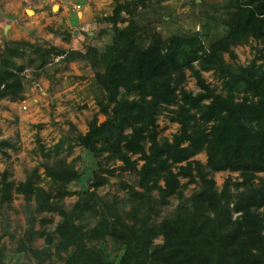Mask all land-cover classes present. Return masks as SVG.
<instances>
[{"label":"trees","instance_id":"16d2710c","mask_svg":"<svg viewBox=\"0 0 264 264\" xmlns=\"http://www.w3.org/2000/svg\"><path fill=\"white\" fill-rule=\"evenodd\" d=\"M168 1L115 0L112 16L100 20L83 50L11 40L0 48V102L25 100L27 82H36L57 57L66 65L80 61L91 67L104 95L96 103L105 120L99 123L95 116L85 134L72 126L75 135L69 131L56 148L73 143L93 156L106 154L121 166L104 171L113 176L119 170L131 180L122 183L128 196L123 206L93 192L68 211L67 185L81 174L65 160L44 165L53 185L49 190L39 186L37 170L19 183L1 173V209L10 206L14 194L26 201L28 228L18 253L29 251L43 263L50 249L33 248L38 235L50 245L57 241L60 251H72L66 264H105L104 255L89 245L100 238L99 230L77 224L88 214H101L103 234L123 247L118 264H264V179L259 176L264 175V0H238L224 34L211 38L209 46L199 32L164 37L158 31ZM70 37L67 32L65 40ZM252 40L254 57L239 63L234 48ZM187 72L200 88L196 94L186 89ZM204 72H213L221 91ZM161 116L179 125L171 139L161 136ZM15 148L0 139V151ZM202 153L206 164L194 159ZM221 172L237 173L240 181L228 178L220 189L214 175ZM107 182L98 176L93 186ZM190 185L198 190L186 198ZM172 197L179 200L173 215L155 223ZM43 213L62 218L54 232L36 230ZM4 251L0 245V264Z\"/></svg>","mask_w":264,"mask_h":264},{"label":"rangeland","instance_id":"374dc122","mask_svg":"<svg viewBox=\"0 0 264 264\" xmlns=\"http://www.w3.org/2000/svg\"><path fill=\"white\" fill-rule=\"evenodd\" d=\"M196 2L197 6H193L191 0L165 2L162 20L157 24L158 31L164 37L174 34L191 36L199 32L206 46H209L211 38L224 34L236 12L238 0ZM55 6L57 10L54 9ZM114 6L115 0H0V48H4L6 41L11 40L27 41L32 44L37 42L45 46L48 44L57 46L63 42L57 47L66 52L83 50L92 43L100 20L112 16ZM78 12L83 15L81 20L78 18ZM67 32L71 33L69 41L65 40ZM251 42V45L234 48L239 63L243 64L247 59L254 57L252 47L256 42L253 40ZM61 58L57 57L54 64L49 65L36 82H27L25 100L13 102L5 99L0 102V139L9 140L16 146L15 149L0 151V174L7 171L10 174V181L19 183L24 182L30 173L37 170L39 186L49 190L53 185L44 174V165L63 159L81 174V179L67 185L70 195L64 198L63 203L68 211L73 210L83 196L93 192L109 203L118 199L121 202L119 205L123 206V201L128 196L127 191L122 188V183L131 180L119 170L113 176L104 171L118 168L121 166L120 162L108 161L106 154L102 157L93 156L83 147L73 143L56 148L61 140L68 138L69 131L70 135H75L74 131L85 134L95 116L98 117L99 123L105 120L99 113V106L96 103L97 99L103 100L104 95L94 84L91 67L80 61L66 65L60 61ZM225 58L230 59L228 54ZM56 68L58 72L54 74ZM48 75H52L54 79L51 80ZM187 75L186 89L198 93L200 88L196 79L190 76V72H187ZM203 76L208 83L221 91V83L213 72H204ZM159 125L163 128L161 136L169 139L179 130L178 124L170 123L164 116L160 117ZM72 126L75 127L74 131ZM194 159L206 164L207 156L202 153ZM98 176L107 177L108 182L96 189L93 184ZM259 176L264 179L263 174ZM228 178H232L233 182L240 181L237 173L221 172L214 175L216 185L220 189ZM181 182L184 184L186 180ZM196 190H198L196 185H190L184 189V196L190 198ZM178 204L179 200L176 197L170 198L169 204L161 207L154 222L160 223L173 215ZM128 209L129 207L125 205L124 210ZM44 217L51 219L52 222L43 225L41 220ZM61 219L57 214H40L35 228L54 232ZM27 220L28 211L23 196L14 194L9 207L5 205V208L1 209L0 206V245L5 248L4 264H40L31 252L17 251L28 228ZM77 224H82L86 230L98 229L100 238L89 245L104 255L105 264L119 263L123 247L103 234L105 227L101 221V214L93 216L88 214ZM33 248L50 249V254L44 257L41 264H66L72 253L71 250H58L57 241L50 245L45 237L38 235L34 238Z\"/></svg>","mask_w":264,"mask_h":264},{"label":"crops","instance_id":"0c3cea01","mask_svg":"<svg viewBox=\"0 0 264 264\" xmlns=\"http://www.w3.org/2000/svg\"><path fill=\"white\" fill-rule=\"evenodd\" d=\"M82 13L81 12H78V18L81 20L82 18H83V15H81ZM20 34V33H19ZM14 39V38H13ZM62 44H63V42H62ZM62 44H57V46L58 45H62Z\"/></svg>","mask_w":264,"mask_h":264},{"label":"water","instance_id":"95a60500","mask_svg":"<svg viewBox=\"0 0 264 264\" xmlns=\"http://www.w3.org/2000/svg\"><path fill=\"white\" fill-rule=\"evenodd\" d=\"M54 9L57 10V6H55ZM30 12L33 13V11H29V13H30Z\"/></svg>","mask_w":264,"mask_h":264},{"label":"built area","instance_id":"2783aa9c","mask_svg":"<svg viewBox=\"0 0 264 264\" xmlns=\"http://www.w3.org/2000/svg\"><path fill=\"white\" fill-rule=\"evenodd\" d=\"M24 109H26V108L24 107Z\"/></svg>","mask_w":264,"mask_h":264}]
</instances>
